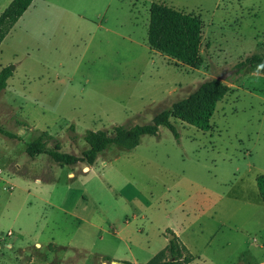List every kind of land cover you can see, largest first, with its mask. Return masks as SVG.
<instances>
[{"label": "rangeland", "instance_id": "rangeland-1", "mask_svg": "<svg viewBox=\"0 0 264 264\" xmlns=\"http://www.w3.org/2000/svg\"><path fill=\"white\" fill-rule=\"evenodd\" d=\"M151 1L199 17L197 67L148 47ZM252 54L264 55V0H32L0 42V126L13 135L0 134V264H143L166 227L189 264H264V205L244 203L264 174V64ZM210 78L229 90L208 130L170 116L177 137L158 126L87 168L24 152L45 130L79 156L86 130L146 123Z\"/></svg>", "mask_w": 264, "mask_h": 264}, {"label": "trees", "instance_id": "trees-1", "mask_svg": "<svg viewBox=\"0 0 264 264\" xmlns=\"http://www.w3.org/2000/svg\"><path fill=\"white\" fill-rule=\"evenodd\" d=\"M32 0H9L0 12V42L27 8ZM201 39V20L198 16L187 13L163 2L152 1L148 7V23L146 29V44L154 51L178 61L183 65L195 68L201 61L198 49ZM247 63H263L264 55L252 54L245 58ZM10 75L7 67L0 69V91L5 87V81ZM229 87L216 78L201 81L185 97L173 101L168 108L155 113L150 121L141 124H118L109 129L86 130L82 136L86 147L79 156L59 150L60 142L47 131H40L32 139L25 142L24 152L28 157L45 153L52 162L59 166H74L82 163L85 166L93 164L98 154L108 145L123 149L134 148L142 135H154L158 126L166 127L174 137H177L169 117H175L200 130L210 128L209 119L215 104L227 93ZM0 134L13 135L0 126ZM52 144L47 148L46 144ZM257 195L264 205V174L254 178ZM172 238L166 245L154 253L143 264H188L194 256L188 251L181 240L166 228ZM125 264H132L124 261Z\"/></svg>", "mask_w": 264, "mask_h": 264}, {"label": "crops", "instance_id": "crops-1", "mask_svg": "<svg viewBox=\"0 0 264 264\" xmlns=\"http://www.w3.org/2000/svg\"><path fill=\"white\" fill-rule=\"evenodd\" d=\"M152 2V1H151ZM153 50V49H152ZM56 164V163H55ZM59 166V165H58ZM68 167H70V166H68ZM84 168H87V166H85ZM68 176H72V174H71V172H69L68 173ZM256 176V175H255ZM255 178V177H254ZM257 191V190H256ZM208 201L209 202H212L211 201V199L209 198V196H208ZM213 199V198H212ZM244 203H247V204H249L250 206H254V207H258L257 205H258V203H260V201H259V199H258V195H256V197H255V200H253V201H245ZM262 204V203H261ZM166 228H169V227H166ZM165 228H163V230H164ZM180 240H181V242L185 245V247L188 249V247H187V245H186V243L184 242V240L182 239V237H181V235H180V233H178L177 231H175L174 229H172V228H169ZM166 230V229H165ZM7 232H10V231H7ZM7 232H6V234L5 235H7ZM10 235H12L11 234V232H10V234L9 235H7V236H10ZM167 235H170V234H168L167 233ZM167 235L166 236H164L165 238H166V243H167V240H169L170 238H167ZM172 238V237H171ZM4 241H6V239L4 240ZM166 243L164 244V245H166ZM163 245V246H164ZM4 246L6 247V248H9L10 249V247L12 246V244H10V243H8V242H4ZM12 248V247H11ZM189 251V250H188ZM194 256V255H193ZM194 258H195V256H194ZM111 262H115V261H111ZM189 264V263H188Z\"/></svg>", "mask_w": 264, "mask_h": 264}, {"label": "water", "instance_id": "water-1", "mask_svg": "<svg viewBox=\"0 0 264 264\" xmlns=\"http://www.w3.org/2000/svg\"><path fill=\"white\" fill-rule=\"evenodd\" d=\"M10 69H11V66H10ZM172 237V235L170 234L169 236H168V238H171Z\"/></svg>", "mask_w": 264, "mask_h": 264}, {"label": "built area", "instance_id": "built-area-1", "mask_svg": "<svg viewBox=\"0 0 264 264\" xmlns=\"http://www.w3.org/2000/svg\"><path fill=\"white\" fill-rule=\"evenodd\" d=\"M10 234V232H7V235H9Z\"/></svg>", "mask_w": 264, "mask_h": 264}]
</instances>
